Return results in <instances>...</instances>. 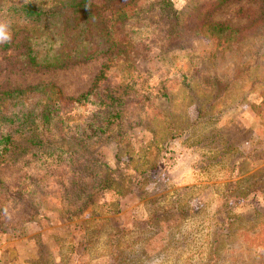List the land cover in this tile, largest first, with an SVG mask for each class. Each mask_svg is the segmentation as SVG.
<instances>
[{
	"label": "rangeland",
	"instance_id": "rangeland-1",
	"mask_svg": "<svg viewBox=\"0 0 264 264\" xmlns=\"http://www.w3.org/2000/svg\"><path fill=\"white\" fill-rule=\"evenodd\" d=\"M71 1L0 0L44 52L124 25L55 69L0 52V264H264V0L22 12Z\"/></svg>",
	"mask_w": 264,
	"mask_h": 264
},
{
	"label": "trees",
	"instance_id": "trees-1",
	"mask_svg": "<svg viewBox=\"0 0 264 264\" xmlns=\"http://www.w3.org/2000/svg\"><path fill=\"white\" fill-rule=\"evenodd\" d=\"M88 2L89 0H73L69 3L66 2L62 5L52 4L50 7H47L46 9L39 7V4L37 2L36 3L29 2L28 4L23 6L22 12L28 18L40 19L41 17H38V16H40L43 12H45V14H51L50 16H57L58 14L60 15L61 11L66 7L73 8L74 11L79 12L80 9L84 10L87 7H89L88 6L89 4L86 5ZM91 16L92 17L90 19L93 21H96L97 17L100 16V13L98 12L95 15L91 14ZM89 17H90V14H89ZM217 25H219V27L222 26V24H219V23H217ZM113 26L114 27H109L108 25L105 24L104 31L101 32L102 34L98 33L102 41L101 49L94 48L97 46H92L93 42L88 41V42H82V45L84 44V48L78 49L72 55L70 54V52H64V50L61 52H58L57 50H54V49H48L47 52H44L45 46L41 45V43L38 41H33L31 38L32 36L30 38L28 37L27 40H21V42L16 43V41L19 38V36L16 35L11 40H7L3 43H0V52H5V50L12 47L13 45H18V44L24 45L26 48V51L24 53L25 60L29 65H31L34 68H38V69L39 68L55 69L60 66L63 67L72 61H76V62L86 61L92 58V56L99 51H110L114 46V42L110 36L111 30H122L124 28L123 24L118 28L119 26L118 23L113 24ZM223 30L224 29L222 28L221 31ZM103 77H105V75L103 74V72H101V74H99V76L96 79L97 82ZM95 86H97L96 82L94 83L91 90H89L81 98H84L86 97V95L91 94L94 91ZM19 91H22V90H19ZM0 143H1V146L3 147L2 150L5 151L7 149V145L11 143L10 135L9 134L4 135L2 139L0 140Z\"/></svg>",
	"mask_w": 264,
	"mask_h": 264
},
{
	"label": "clouds",
	"instance_id": "clouds-1",
	"mask_svg": "<svg viewBox=\"0 0 264 264\" xmlns=\"http://www.w3.org/2000/svg\"><path fill=\"white\" fill-rule=\"evenodd\" d=\"M11 39V32L9 26L6 23H0V42Z\"/></svg>",
	"mask_w": 264,
	"mask_h": 264
}]
</instances>
